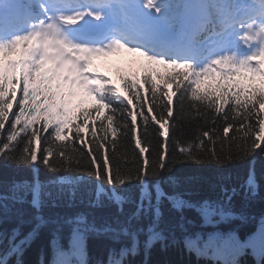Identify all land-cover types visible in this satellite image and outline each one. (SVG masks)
Listing matches in <instances>:
<instances>
[{
    "label": "snow or ice",
    "instance_id": "6c2138e0",
    "mask_svg": "<svg viewBox=\"0 0 264 264\" xmlns=\"http://www.w3.org/2000/svg\"><path fill=\"white\" fill-rule=\"evenodd\" d=\"M82 2L83 0H47L41 4L44 18L36 21L30 31L16 35L8 42H0V136L4 137L0 140V157L8 158V162L11 158L18 157L26 161V165L36 166L39 163L53 172L64 170L65 167L68 171L77 172L83 168L86 171L80 172V175L109 187H123L133 183L144 185L150 178H158L154 185L157 190V207L153 209V223L150 225L153 234L160 232L163 212L159 204L163 200L168 201L172 210L178 214L188 209L195 210L206 223L215 218L223 219L224 210L214 205L213 201L205 199L199 203L190 202L180 193L168 194L161 183L165 175L172 171L170 166L177 162H173L177 149L180 156L196 163L200 161L196 160L194 153L205 155L211 161L221 158L230 161L240 156V153L250 157L257 150H264V146L257 143L258 140H264V119H259L260 131L256 133L255 139H252L255 126L250 122L253 118H259L264 111V87L253 86L256 79L264 82V0H253L251 18L246 17L238 23L246 41L259 39L257 50L242 60L220 56L199 70L187 60H169L150 55L134 38L115 40L107 48L73 43L64 34L65 26L78 25L86 15L99 20L103 12L92 9H110L118 0H91L87 8L81 7ZM139 2L145 12L160 14L159 0ZM119 50L138 53L149 65L165 66L174 71L165 75L156 72L155 68L146 69L143 83L135 76L125 79L123 87L128 92L125 96L115 87L106 88L109 81L102 77H90L95 57L108 56ZM12 55H17L18 59H6ZM253 61L258 62V66ZM201 78L216 81L215 88L211 91L202 88ZM220 82L225 87L235 82V91L231 88L228 92L223 91ZM146 84L150 86L145 88ZM142 90L149 94L150 101L142 94ZM213 92L216 93L215 98ZM189 93L193 101L205 104L208 111L203 116L206 123L211 121V126L196 137L192 145L185 147L184 142H169L172 128L170 120L174 118V97L175 105L183 113ZM87 100L94 101L96 115L93 124L101 119L103 109L109 110L110 114L104 117L107 127L103 123L99 129L89 125L92 112L89 107L84 106ZM229 103V110L224 111L222 105ZM14 104L18 111L12 112ZM197 112L200 113L201 109L197 108ZM213 112L217 115H213ZM81 116L84 119L83 125L74 124ZM220 119L225 124L222 133L217 127ZM120 120L124 121L123 124L117 122L113 128L114 121ZM138 121L144 126L143 136L137 132ZM38 123L41 127L36 129L34 125ZM69 125L75 130L76 140L83 139L80 133L86 128L91 129L93 139L90 143L93 147L90 151L77 147L75 141L70 148L56 145L54 150L53 140H65L64 132ZM150 125L158 126L155 131L160 138L154 150L143 146L150 144L144 138L148 135ZM50 127L52 132L43 135ZM118 128H122L124 137L131 141L133 159L125 161V164L131 165L127 171L119 166L110 169V159L102 156L105 145L97 142L95 136L97 131L103 130L104 135L98 138L103 141L109 130L115 134ZM230 129L232 135H229ZM224 137H228L227 148ZM248 141H251L250 146ZM13 142L16 144L13 145ZM34 143L38 147H34ZM207 144H212V148L209 149ZM217 144L220 145L219 151L216 150ZM10 148L13 149L11 155L6 151ZM170 154L171 158H168ZM49 157L54 159L50 160ZM57 164L59 167L53 166ZM97 164L98 169L93 168ZM148 202L152 203L151 193ZM65 223L68 226L67 236L65 243L60 245L59 255L65 258V264H74L75 257L85 253L88 234L98 229L89 224L84 216H77ZM180 227L183 228V225ZM123 233L127 235V229ZM18 234L16 230V235ZM26 241L27 238L19 243ZM151 241L152 236L149 237V244ZM185 242L197 251L214 250L217 254L259 246L264 255V224L243 242L233 233L219 232L208 233L207 236L197 234L195 238L186 237ZM138 245L139 239L134 237L133 248ZM0 264H4L2 259Z\"/></svg>",
    "mask_w": 264,
    "mask_h": 264
},
{
    "label": "trees",
    "instance_id": "16d2710c",
    "mask_svg": "<svg viewBox=\"0 0 264 264\" xmlns=\"http://www.w3.org/2000/svg\"><path fill=\"white\" fill-rule=\"evenodd\" d=\"M151 68L152 65L146 60L139 59L127 73L119 76L124 93L128 95L123 87L125 79L135 76L143 83L146 69ZM156 72L166 75L172 71L158 67ZM149 86L144 85L145 88ZM253 86L264 87V83L254 82ZM202 88L211 90L209 85H202ZM231 90L235 91V82ZM142 94L150 101L147 92L142 90ZM215 96L213 92V98ZM175 99L169 142H184V146L188 147L211 126V121L206 123L203 116L208 109L200 101H193L189 93L181 113L175 105ZM86 107L92 112V119L88 122L91 127L99 129L101 123L107 127L104 117L110 114L108 109H103L101 119L93 124L96 115L94 104ZM222 107L228 111L230 103ZM197 108L201 109L200 113ZM11 111L18 109L14 105ZM213 115L217 114L213 112ZM259 119H264V111L259 118L250 121L255 126L252 139L260 131ZM117 122L123 124L124 121H114L113 128ZM73 123L82 126L84 119L81 116ZM138 125L137 132L143 136L144 126L139 121ZM224 126L223 119H220L217 127L221 133ZM5 127H8V122ZM34 127L39 129L41 125L38 123ZM156 127L150 125L148 135L144 137L150 144L143 146L151 147L152 150L160 142ZM90 131V128H86L80 133L83 139L76 140L75 130L69 125L64 132L66 139L53 140V148L55 150L56 145L70 148L75 141L77 147L90 151L93 147ZM51 132L50 127L43 135ZM123 133L122 128L116 129L115 134L109 130L103 141L98 139L104 135L103 130L95 134L97 142L105 145L102 156L110 159V169L119 166L127 171L131 167L125 164V161L133 159L131 141ZM229 135H232L231 129ZM3 139L0 136V140ZM224 140L227 148L228 137H224ZM257 143L264 146V140H258ZM248 145H251V141H248ZM34 147L38 146L34 143ZM207 147L211 149L212 144H207ZM219 149L220 145L217 144L216 150ZM6 151L10 155L13 153L11 148ZM175 155L173 162H177L170 166L172 171L165 175L161 187L168 194L185 195L190 202L199 203L205 199L213 201L214 205L224 210L223 219L215 218L206 223L195 210L188 209L178 214L172 210L168 201L163 200L159 204L163 212L160 232L153 234L150 225L153 223V209L157 207V190L154 185L158 178H150L144 185L133 183L123 187H109L80 175V172L86 171L83 168L77 172L68 171L65 167L64 170L53 172L39 163L36 166L26 165L27 162L18 157L11 158L10 162L6 161L8 158L0 157V259L4 264H65V258L59 255L60 245L65 243L67 236L68 226L65 222L84 216L98 231L88 234L85 253L78 254L74 264H232L233 261L234 264H264V255L259 246L217 254L214 250L197 251L185 242L186 237L195 238L197 234L207 236L213 232L233 233L243 242L264 224V150H257L250 157L240 153V156L230 161L223 158L211 161L205 155L194 153L199 163L180 156L178 149ZM168 158H171V154ZM53 166L59 167L58 164ZM93 168L98 169V164L93 165ZM149 193L152 203L148 202ZM124 229H127V235H124ZM150 236L152 241L149 244ZM134 237L139 239L135 249ZM25 238L26 242L19 243L25 241Z\"/></svg>",
    "mask_w": 264,
    "mask_h": 264
}]
</instances>
